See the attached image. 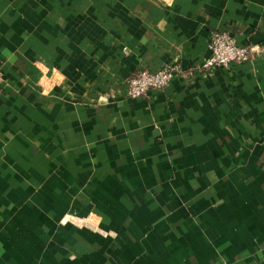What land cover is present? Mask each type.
Segmentation results:
<instances>
[{
  "label": "crops",
  "instance_id": "1",
  "mask_svg": "<svg viewBox=\"0 0 264 264\" xmlns=\"http://www.w3.org/2000/svg\"><path fill=\"white\" fill-rule=\"evenodd\" d=\"M0 68V264H264V0H0Z\"/></svg>",
  "mask_w": 264,
  "mask_h": 264
},
{
  "label": "built area",
  "instance_id": "2",
  "mask_svg": "<svg viewBox=\"0 0 264 264\" xmlns=\"http://www.w3.org/2000/svg\"><path fill=\"white\" fill-rule=\"evenodd\" d=\"M209 46L211 53L200 65L208 70H212L217 65L230 67L234 62L252 58L259 51L257 44L239 43L237 37L227 29L212 30ZM180 72L181 67L177 63L165 64L156 69L141 67L126 80L128 95L137 98L146 95L150 89H163Z\"/></svg>",
  "mask_w": 264,
  "mask_h": 264
}]
</instances>
